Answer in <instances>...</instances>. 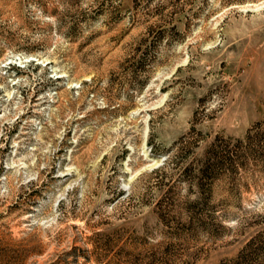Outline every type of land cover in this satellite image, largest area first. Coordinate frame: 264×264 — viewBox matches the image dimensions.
Segmentation results:
<instances>
[{"label": "rangeland", "instance_id": "obj_1", "mask_svg": "<svg viewBox=\"0 0 264 264\" xmlns=\"http://www.w3.org/2000/svg\"><path fill=\"white\" fill-rule=\"evenodd\" d=\"M0 264H264V0H0Z\"/></svg>", "mask_w": 264, "mask_h": 264}, {"label": "trees", "instance_id": "obj_2", "mask_svg": "<svg viewBox=\"0 0 264 264\" xmlns=\"http://www.w3.org/2000/svg\"><path fill=\"white\" fill-rule=\"evenodd\" d=\"M212 151V150H211ZM208 158L205 159L204 165L199 169L200 178L197 186L200 188L204 187V179H209L210 176H213L215 172L219 169L220 165H222L223 157H220L216 154L207 156Z\"/></svg>", "mask_w": 264, "mask_h": 264}]
</instances>
